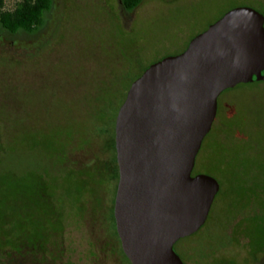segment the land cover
<instances>
[{"label": "rangeland", "instance_id": "374dc122", "mask_svg": "<svg viewBox=\"0 0 264 264\" xmlns=\"http://www.w3.org/2000/svg\"><path fill=\"white\" fill-rule=\"evenodd\" d=\"M19 1L0 6L13 9ZM238 6L264 14V0H144L129 12L119 0H55L32 36L4 35L0 28V264H23L15 255L37 251L54 255L55 264L117 263L105 246L117 173L95 195L83 182L75 192L65 154L47 152L38 139L68 150L74 134L73 162L105 160L113 136L100 132L104 122L98 126L93 108L112 115L113 132L131 83ZM218 104L193 169L220 183L210 216L194 235L216 238V259L222 241L238 244L247 198L264 197V83L224 91ZM190 240L181 239L177 251Z\"/></svg>", "mask_w": 264, "mask_h": 264}, {"label": "water", "instance_id": "95a60500", "mask_svg": "<svg viewBox=\"0 0 264 264\" xmlns=\"http://www.w3.org/2000/svg\"><path fill=\"white\" fill-rule=\"evenodd\" d=\"M264 82V14L234 7L130 85L114 123V216L132 264H185L173 246L205 223L220 184L193 175L227 89Z\"/></svg>", "mask_w": 264, "mask_h": 264}, {"label": "flooded vegetation", "instance_id": "af4514ba", "mask_svg": "<svg viewBox=\"0 0 264 264\" xmlns=\"http://www.w3.org/2000/svg\"><path fill=\"white\" fill-rule=\"evenodd\" d=\"M51 2L52 4L49 10H52L53 6L55 5V0H51ZM122 10L125 9L122 7ZM125 11L129 12L128 10ZM219 109L220 106L218 104L217 115L213 122V125L215 124L216 119L219 116ZM115 195H116V190H115ZM99 199L100 201H102L101 198ZM247 199L249 201L247 205L242 206L240 209L241 215H240V223H239L240 225L239 240L237 245L233 244L232 241L227 243L228 242L227 240L223 244L222 241V244H220L221 246L217 247V249L222 248L223 255L220 259H216L214 257L215 253H213V251H217V250L213 249L214 245L212 244V242L216 238H211V239L209 238L199 241L198 239H196L197 237L194 236L195 234L197 235V233H199V231L205 225V223L208 220L207 218L205 223L200 227L199 230H197L191 235L181 238V239H185L187 237H192V240L183 243L184 247L182 249V254L179 253L176 249L177 245L180 244L181 239H179L174 244L173 248L175 252L180 256L182 261L185 264H264V197L260 196L258 198L257 196L255 197L250 196ZM114 202H115V196H114ZM114 202H113V209L111 216L113 220L112 221L113 227L110 229V233H109L110 235L107 233L108 235L106 238L108 240H106L105 246L111 245L113 249L112 256L116 259L117 261L116 264H132L122 248V243L119 234L117 232L116 221L114 216ZM213 205L214 202L211 206L208 217L210 216ZM15 256L23 264H29L28 262H30V264H38L39 262H44V261H46L47 264H55L57 260L56 258H54V255L44 256L39 251H37L35 254L23 253V254H17ZM25 261L28 262L26 263Z\"/></svg>", "mask_w": 264, "mask_h": 264}, {"label": "trees", "instance_id": "16d2710c", "mask_svg": "<svg viewBox=\"0 0 264 264\" xmlns=\"http://www.w3.org/2000/svg\"><path fill=\"white\" fill-rule=\"evenodd\" d=\"M119 1L125 10L134 11L144 0ZM51 4V0H20L13 9H3L0 6V28L3 29L2 33H4V35L17 37L25 36L26 34L32 36V33L42 25L44 15L50 9ZM260 82L263 81H258L255 78L251 83H241L234 88L227 89L225 91ZM93 109V111L98 113V115H96L98 126L99 124H101V121L104 122L102 124L103 126L100 132L107 136H110L112 133L114 141V130L113 132H111V129L108 128V122L112 120V115L108 111H102L100 108L97 109V107ZM74 137V134H71L67 138V141H69L68 144L70 146L68 150L64 149V147L62 148L59 143H56V146H54L52 142L51 144L46 143V139H38L37 146L42 147L47 152L55 149V151L57 150L59 152H62L59 154H65L66 158L68 159V164L71 168V170L69 171L68 180L73 183L75 192L78 191V183L83 182L86 191H89L90 194L95 195L96 186L108 183L116 173L119 177L118 164L116 160L115 141L109 151V155L105 160L101 159L97 155H94L92 161H89L83 165L73 162L72 159H70V154L77 152H69L70 148L72 147L71 144L73 143ZM93 140H91L90 142L91 145L93 143ZM83 175L85 176L84 179L82 178Z\"/></svg>", "mask_w": 264, "mask_h": 264}]
</instances>
